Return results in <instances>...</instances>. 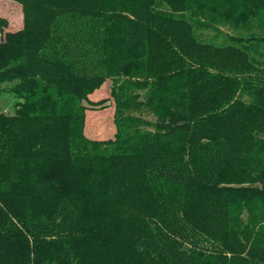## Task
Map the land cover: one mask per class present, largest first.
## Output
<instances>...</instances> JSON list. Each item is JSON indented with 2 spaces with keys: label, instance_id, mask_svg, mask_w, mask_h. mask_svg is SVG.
<instances>
[{
  "label": "trees",
  "instance_id": "1",
  "mask_svg": "<svg viewBox=\"0 0 264 264\" xmlns=\"http://www.w3.org/2000/svg\"><path fill=\"white\" fill-rule=\"evenodd\" d=\"M15 1L0 264H264V0ZM108 79L116 132L93 139Z\"/></svg>",
  "mask_w": 264,
  "mask_h": 264
},
{
  "label": "rangeland",
  "instance_id": "2",
  "mask_svg": "<svg viewBox=\"0 0 264 264\" xmlns=\"http://www.w3.org/2000/svg\"><path fill=\"white\" fill-rule=\"evenodd\" d=\"M0 16L7 19L8 24L0 28V42L2 41H20L23 36L24 11L22 4L15 0H0ZM112 80L108 79L99 89L90 94L92 101L104 99V107H93L86 102L90 109L87 110L85 133L93 139L114 138L116 125L114 122L115 104L111 97ZM11 83L2 84V87L9 88ZM17 97L8 90L0 89V112L13 114ZM79 223L81 228L86 232H92L90 226L91 207L88 199L84 201L80 208ZM97 240V248L107 238L103 235L94 233ZM85 239L80 238L74 245V253L79 256L85 247Z\"/></svg>",
  "mask_w": 264,
  "mask_h": 264
}]
</instances>
